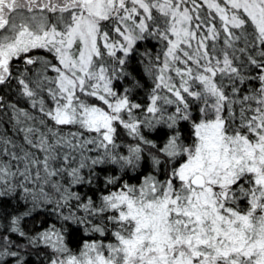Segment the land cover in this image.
<instances>
[{
  "label": "snow or ice",
  "instance_id": "obj_1",
  "mask_svg": "<svg viewBox=\"0 0 264 264\" xmlns=\"http://www.w3.org/2000/svg\"><path fill=\"white\" fill-rule=\"evenodd\" d=\"M13 82L39 115L0 95L23 135L0 134V264L40 247L47 264H264V0H0ZM46 206L56 223L25 231ZM76 232L101 238L73 250Z\"/></svg>",
  "mask_w": 264,
  "mask_h": 264
},
{
  "label": "trees",
  "instance_id": "obj_2",
  "mask_svg": "<svg viewBox=\"0 0 264 264\" xmlns=\"http://www.w3.org/2000/svg\"><path fill=\"white\" fill-rule=\"evenodd\" d=\"M145 47L155 54L159 50L160 46L155 44V42L149 41L145 45L139 46V51L143 53L145 51ZM141 59L142 57L137 56L131 61L132 67L130 68V71H132V75L140 81L143 87L133 88V85L129 82V79L117 81L115 86L121 91L125 87L133 88L131 99L136 103L146 105L148 103V93L152 86V79L144 72V66L139 62ZM0 95H5V99L8 103L16 104L18 108H24L33 115H39L36 110L31 108L27 99L19 94L15 82H13L10 88L0 86ZM0 134H5L11 137L17 144H23V135L16 131L12 110L6 107L4 109H0ZM73 190L78 191L82 196L85 194L91 196L93 195L94 191L87 187H76ZM28 207H31L30 199L28 202ZM8 211L13 215L18 214V212L25 211L23 202H21L19 199H13L8 205ZM49 212L50 206H46L44 207V210L38 211L31 217H28L23 222L25 231L29 232L30 234H34L36 232L42 231L51 224H55L56 217L54 215H49ZM58 226L59 225L57 224V227ZM100 238L101 237H99L98 234L89 235L83 232H76L69 238V242L73 250H76L82 245L84 240ZM13 239H17V237L13 236ZM17 242L24 243L22 238L17 239ZM29 251L31 252L30 255L28 254V251L24 253L28 264H47V257L50 254L49 249L40 247L39 249H30Z\"/></svg>",
  "mask_w": 264,
  "mask_h": 264
}]
</instances>
